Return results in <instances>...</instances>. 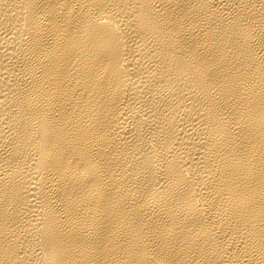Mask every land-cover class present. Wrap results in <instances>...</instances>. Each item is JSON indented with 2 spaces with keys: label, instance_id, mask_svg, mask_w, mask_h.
<instances>
[{
  "label": "bare ground",
  "instance_id": "bare-ground-1",
  "mask_svg": "<svg viewBox=\"0 0 264 264\" xmlns=\"http://www.w3.org/2000/svg\"><path fill=\"white\" fill-rule=\"evenodd\" d=\"M0 264H264V0H0Z\"/></svg>",
  "mask_w": 264,
  "mask_h": 264
}]
</instances>
